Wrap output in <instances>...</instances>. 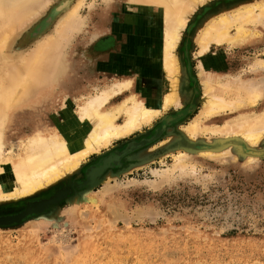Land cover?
I'll list each match as a JSON object with an SVG mask.
<instances>
[{"label":"rangeland","instance_id":"374dc122","mask_svg":"<svg viewBox=\"0 0 264 264\" xmlns=\"http://www.w3.org/2000/svg\"><path fill=\"white\" fill-rule=\"evenodd\" d=\"M250 1L254 0H212L197 9L174 53L184 68L180 104L162 110L151 124L81 163L77 175L84 179L111 154L122 155L134 146L115 162L107 183H99L72 201L64 200L56 209L49 208L47 215L0 228V264H264V137L251 148L240 138L223 142L200 134L192 140L182 133L202 108V73H213V78L223 83L241 79L262 82L264 87V65L258 63L264 61L263 22L250 25L254 38L246 46L212 45L205 55H198L197 39L206 24ZM59 2L52 0L50 8L47 6L20 32L18 48L26 53L33 49V42L23 44L24 37ZM106 6L104 0H84L79 10L82 23L64 34L60 48L71 58L66 69L69 82L56 84L38 103L15 111L7 129L5 158L11 151L18 156L26 137L37 136L43 129L57 131L67 118L73 119L82 103L78 90L89 98L116 81L133 80V86L112 100L108 109L138 92L148 97L163 93L164 79L152 71L144 55L139 59L141 55L133 54L120 68L115 64V57L125 55L133 43L120 38L116 21H109L105 32L94 35ZM147 21V26H152V18ZM50 28L47 34L57 36L55 25ZM235 32L232 28L231 34ZM143 39L139 49L144 54L150 48L161 54L162 39ZM134 41L141 42L142 37L136 35ZM64 88L72 99L66 100L69 97ZM252 109L257 113L264 110V95ZM179 113H184L183 117ZM237 116L226 113L206 124L223 125ZM169 117L172 121L167 120ZM123 121L121 114L118 122ZM229 145L232 147L223 156L202 155L205 150ZM249 151L262 155H254L255 161H250ZM180 153L185 154V170L174 169ZM66 180L27 198V203L17 200L1 204L0 217L17 213L37 197L53 198L60 189L75 192Z\"/></svg>","mask_w":264,"mask_h":264},{"label":"bare ground","instance_id":"6f19581e","mask_svg":"<svg viewBox=\"0 0 264 264\" xmlns=\"http://www.w3.org/2000/svg\"><path fill=\"white\" fill-rule=\"evenodd\" d=\"M104 1L107 6L101 14V26L94 35L105 32V24L109 21H116L115 30L120 38L133 43L129 49L127 47L125 55L120 56L117 51L115 64L120 68L129 62L128 58L131 59L133 54L141 55L138 56L139 59L144 55L147 59L144 60L152 66V71L164 79L163 93L148 97L138 92L108 109L112 100L133 86V80L116 81L89 98H84L86 95H82L83 92L78 90L82 103L79 110L73 114V119L67 118V122L59 125L57 131L43 129L37 136L26 137L20 154L13 156L11 151L10 156L5 158L7 129L15 111L38 103L43 99V93L48 90L51 92L56 84L69 82L66 69L71 58L61 53L60 48L64 34L80 23L79 10L84 0H60L44 21H40L31 33L24 37L23 44L35 45L29 53L18 48V36L30 22L39 17L52 0H0V205L17 200L26 202L27 198L41 195L44 190L66 179L75 190L60 189L53 198L37 197L17 213L9 216L2 214L0 221H17L0 228L18 225L35 215H47L49 208L56 209L64 200L72 201L78 195L95 189L99 183H107L106 179L116 168L115 162L132 151L134 146L122 155L111 154L91 168L84 179L77 175L81 163L89 156L109 147L114 141L151 124L162 110L180 104V84L184 68L174 53L191 16L200 6L212 0ZM149 17L153 20L150 27L147 26ZM262 22L264 23V2L259 0L237 7L229 15H219L202 29L197 39L198 55H205L212 45H228L232 48L246 46L254 38L250 25ZM54 25L57 36L47 34L49 28ZM232 28H236L235 34H231ZM136 35L142 37L141 42L134 41ZM143 38L148 41L162 39L161 54H157L153 48L144 54L143 50L139 49ZM123 43L120 40L121 46ZM84 57L89 61L90 57L86 53ZM258 63L264 65V61ZM222 75L219 77L222 78ZM221 80H215L213 73H202V108L195 118L182 128V133L192 140H196L200 134L218 137L223 142L240 138L253 148L264 137V110L257 113L252 109L257 107L258 101L264 95L262 82L252 83L239 79L235 83L229 80L223 83ZM64 89L69 97L66 100L72 99L69 96L71 92L68 93L67 90L69 88ZM63 100L65 101V98ZM226 113H237L238 116L223 125L206 124V121ZM121 114L124 121L119 123ZM167 120L172 121L170 117ZM231 147L232 145L219 148L220 151L205 150L202 155L217 158L228 153ZM184 155L180 153L177 156L174 169L185 170L187 164ZM253 157L254 155L250 156V161H255ZM77 180H80L78 184L75 182ZM88 183L91 185H87Z\"/></svg>","mask_w":264,"mask_h":264},{"label":"water","instance_id":"95a60500","mask_svg":"<svg viewBox=\"0 0 264 264\" xmlns=\"http://www.w3.org/2000/svg\"><path fill=\"white\" fill-rule=\"evenodd\" d=\"M249 154H251V155H262V153H260V152H254V151H249L248 152ZM87 185H91V183L89 184H87ZM85 186V185H84ZM97 187V186H96ZM95 187V188H96ZM17 220H15V221H9V220H3V221H0V226H9V225H12L13 223H15Z\"/></svg>","mask_w":264,"mask_h":264},{"label":"flooded vegetation","instance_id":"af4514ba","mask_svg":"<svg viewBox=\"0 0 264 264\" xmlns=\"http://www.w3.org/2000/svg\"><path fill=\"white\" fill-rule=\"evenodd\" d=\"M183 117V116H182ZM164 127V126H163Z\"/></svg>","mask_w":264,"mask_h":264}]
</instances>
